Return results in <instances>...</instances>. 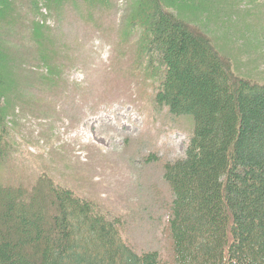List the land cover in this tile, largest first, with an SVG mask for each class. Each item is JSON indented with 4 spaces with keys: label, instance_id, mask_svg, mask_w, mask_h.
I'll return each instance as SVG.
<instances>
[{
    "label": "rangeland",
    "instance_id": "obj_1",
    "mask_svg": "<svg viewBox=\"0 0 264 264\" xmlns=\"http://www.w3.org/2000/svg\"><path fill=\"white\" fill-rule=\"evenodd\" d=\"M36 2L15 0L0 32V75L13 79L0 100V188L31 194L42 178L60 184L120 223L134 252L158 251L166 261L171 193L163 168L184 156L193 123L152 102L160 77L136 66L135 0ZM190 3L178 16L217 50L233 48L228 63L237 73L264 82V0Z\"/></svg>",
    "mask_w": 264,
    "mask_h": 264
},
{
    "label": "trees",
    "instance_id": "obj_2",
    "mask_svg": "<svg viewBox=\"0 0 264 264\" xmlns=\"http://www.w3.org/2000/svg\"><path fill=\"white\" fill-rule=\"evenodd\" d=\"M3 1L0 32L15 5ZM49 1L59 7L73 0ZM81 1L92 7L103 0ZM135 3L129 19L141 31L136 66L160 77L152 102L193 123L184 156L163 168L171 193L169 258L134 252L120 223L42 178L31 194L0 188V264H264V82L237 73L228 63L233 48L217 50L178 16L188 0ZM189 5L195 8L193 0ZM33 36L40 46L42 34ZM5 38L0 33V50ZM12 81L0 75V100Z\"/></svg>",
    "mask_w": 264,
    "mask_h": 264
}]
</instances>
